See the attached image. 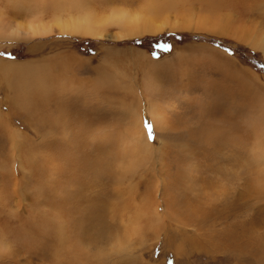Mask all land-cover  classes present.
<instances>
[{
	"label": "rangeland",
	"instance_id": "rangeland-1",
	"mask_svg": "<svg viewBox=\"0 0 264 264\" xmlns=\"http://www.w3.org/2000/svg\"><path fill=\"white\" fill-rule=\"evenodd\" d=\"M36 1L0 0V60L26 71L0 67V264H264V0H77L92 37ZM158 3L163 30L134 35Z\"/></svg>",
	"mask_w": 264,
	"mask_h": 264
},
{
	"label": "bare ground",
	"instance_id": "bare-ground-1",
	"mask_svg": "<svg viewBox=\"0 0 264 264\" xmlns=\"http://www.w3.org/2000/svg\"><path fill=\"white\" fill-rule=\"evenodd\" d=\"M36 1V0H35ZM55 1H57V7H59L60 8V11L62 10V11H64L65 13H69L70 15H71V19H69V20H63V18H62V15H54V16H56V17H53V24H55V25H57V27H59L60 28V30L62 31V32H67V33H70V34H76V35H91V37L92 36H97L98 34L99 35H101L100 34V32H98V31H100V28H98L97 27V25H95V23L93 22L94 21V19H95V17L96 16H89V15H86V14H84V4L82 3V2H78L77 0V2H75L74 0H55ZM91 1V0H90ZM150 1H152V0H150ZM149 1V2H150ZM154 1V0H153ZM175 1H177V0H158V2L160 3V2H169V3H171V2H174L173 3V5H175ZM180 1V0H179ZM215 1H217L218 3H219V5L220 4H223L224 6L225 5H228L229 3H231L232 2V0H215ZM37 2V1H36ZM44 2V1H43ZM43 2H41V3H43ZM157 2V1H156ZM201 2V1H200ZM37 3H39V1L37 2ZM148 3V2H147ZM150 3H152V2H150ZM157 4L156 5V7L155 8H153L154 6H152V9H154V11H153V14H152V9L150 10V15H149V13H148V15L151 17V15H154L155 17H157V19L159 18L157 15H159L160 13L159 12H161L162 11V9L163 8H159V5L160 4H162V3H160V4ZM32 4H34V2L33 3H31V5ZM40 4V3H39ZM31 5H28V6H31ZM35 5V4H34ZM34 5H32V8H35L36 7V5L34 6ZM149 5V4H148ZM171 5V4H170ZM172 5V6H173ZM180 5V4H179ZM222 5V6H223ZM150 7V6H149ZM177 7V6H176ZM42 8V7H41ZM144 8H145V6H144ZM146 9V8H145ZM148 9V8H147ZM147 9L146 10H144L143 8L141 9V10H144V11H146L145 13H147V12H149V11H147ZM58 10V9H57ZM56 10V11H57ZM61 11V12H62ZM90 11V10H89ZM91 11H93V9L91 10ZM96 11V10H95ZM122 11V10H121ZM120 11V13L121 14H123L122 12ZM40 12H42V11H40ZM61 12H60V14H61ZM64 12H62L63 14H64ZM57 13V12H56ZM68 14V15H69ZM116 15V14H115ZM117 15H118V13H117ZM124 16H128V15H125V14H123ZM140 15V14H139ZM165 15V14H164ZM149 16H147V17H149ZM116 17V16H115ZM139 17V16H138ZM138 17H135V20H136V18L138 19ZM141 17H142V15H141ZM147 18L148 20H143L142 22L139 20V21H135V20H131V21H135L136 23H138V25L136 26V28L134 27V35L135 34H137V35H139V34H142V33H157V32H160L161 30H163V28L165 27V23L167 22V20L164 18L163 20H162V23L160 24V25H158V26H156L155 24H154V22H157V21H155L153 18H155V17H151V18ZM55 18V19H54ZM113 18V17H112ZM117 18V17H116ZM131 18V17H130ZM100 19V18H99ZM124 19H128V18H124ZM129 20V19H128ZM98 21V20H97ZM100 21V20H99ZM103 21V20H102ZM110 21V20H109ZM113 21V20H112ZM111 22V21H110ZM99 23V22H98ZM101 23V22H100ZM115 23H120V22H115ZM128 23V21L126 22V24ZM134 23V22H133ZM132 23V24H133ZM121 24V23H120ZM129 25H131V23H128ZM121 25H123V24H121ZM129 25H126V26H129ZM132 26V25H131ZM179 26H180V24H175V25H173V27L171 28V29H178L179 28ZM129 28V27H128ZM152 29H154V30H152ZM31 30V32L30 33H33V35H35L36 33H39V34H43V33H49V32H51L52 30H51V28L50 27H42V26H39L38 28H31L30 29ZM129 30H132L131 29V27L129 28ZM35 33V34H34ZM69 34V35H70ZM37 36V35H36ZM133 37V36H132ZM255 41V40H254ZM254 43V45H253V47H255V48H257V49H259L260 51H262V53L264 54V39L262 40V39H260L259 41H257L256 40V42H253ZM213 51V50H212ZM216 52V51H215ZM220 53V52H219ZM198 56H201V51H200V49H198ZM177 57H178V55L177 56H173V58H175L172 62H173V64L174 65H172L171 67H175V65L177 64L176 62H177ZM171 58V57H170ZM150 61H152L150 64H148V65H150V71H154L155 73H160V70H159V64L157 63V62H155V59H152V57L150 58ZM170 61V62H171ZM0 62H4L3 60H0ZM5 64H2V65H0V67H2V69H4L5 70V72H7L8 74H10V75H12V73H19L20 71H23L24 73L26 72L25 70H24V65H22V64H18L17 62H10V63H8V62H4ZM147 65V64H146ZM170 70V69H169ZM238 74V73H237ZM149 75V74H148ZM154 75V74H153ZM239 75V78L243 81V82H245L247 85H249V80H248V78H247V76L244 78L241 74H238ZM155 76V75H154ZM156 77V76H155ZM155 78H151V79H149L148 80V87L149 88H147V90H148V93L149 92H151L152 91V89L154 88V87H152V83H153V81L155 82L156 80H157V78H156V80H154ZM37 81V80H36ZM58 81H59V78H58ZM48 82V81H47ZM55 82H57V79L55 80ZM146 82V81H145ZM159 82V81H158ZM36 83V86H37V82H35ZM41 84V83H40ZM155 84H156V82H155ZM72 86H73V88H74V90H75V93H78V92H80V91H84L82 88H80V87H78V86H75L74 84H71ZM157 85V84H156ZM54 86H55V83H54ZM56 87H57V85H56ZM156 87V86H155ZM43 88V87H42ZM41 88V89H42ZM157 88V87H156ZM155 89V88H154ZM39 90V89H38ZM155 90H159V89H155ZM54 91L55 92H57V90H56V88L54 89ZM71 91V89H69V90H67V89H63L61 92V96L63 97V98H65L67 95H68V93ZM259 91H261V90H259ZM41 92V91H40ZM47 92V91H46ZM60 91H58V93H59ZM166 92V91H165ZM57 93V94H58ZM146 93V92H145ZM153 93H155L154 91H153ZM257 94L259 95V100L257 101V102H259V103H261L262 105V107L264 108V93H263V90H262V92L261 93H259V92H257ZM47 95V94H46ZM59 95V94H58ZM154 96H155V94H153ZM253 95H255V94H253ZM57 96V95H56ZM150 96V95H149ZM169 96V95H168ZM59 97V96H58ZM147 97V96H146ZM156 97H158L157 95H156ZM160 97H161V95H160ZM57 98V97H56ZM149 98V97H148ZM152 98V97H151ZM154 99H156L155 97H153ZM58 99V98H57ZM153 99V100H154ZM148 101H150V99H148ZM157 101V100H156ZM147 102V101H146ZM148 103V102H147ZM154 104V102L153 103H149V106H147L148 108H147V114H148V116H149V118L151 119V121H152V123L154 124V126L156 127V128H158L157 130H159V128L161 127V122H167V120H166V118H165V121H161V118H163V117H161V115H160V111L158 110L159 109V107H160V105H159V107L157 106V108H156V106H154L153 105ZM148 105V104H147ZM155 105H156V103H155ZM141 108V107H140ZM161 108V107H160ZM142 109V108H141ZM143 110V109H142ZM162 110V109H161ZM144 111H146V110H144ZM162 113H164V112H162ZM129 115L131 116V117H133V118H137V116H138V114H137V112L135 111V110H130L129 111ZM130 117V118H131ZM129 120H131V119H129ZM132 120H134V119H132ZM143 121V120H142ZM129 126H128V128H129V130H128V132H135V134L137 135L138 134V136H136V138L137 139H135V140H137V142H140L141 141V143H143V148L142 147H140V143H139V146L138 145H136V144H138L137 142H136V144H134V150H133V152L138 156V157H141V156H144L143 154L144 153H142V151L143 150H146L148 147H149V145H148V142L146 141V136H145V133H144V131H143V125H142V123H141V120H140V118L139 119H136V120H134V121H132V122H130L129 121ZM153 126V127H154ZM162 126H164L163 124H162ZM165 127H166V123H165ZM167 127H168V125H167ZM166 127V128H167ZM155 128V129H156ZM163 128V127H162ZM165 128H163V130H164ZM169 129V128H168ZM160 131H162V130H160ZM166 133H167V131L166 130H164ZM164 131H163V133H164ZM156 132H158V134L160 133L159 131H156ZM130 134V133H129ZM164 136L166 135L165 133L163 134ZM162 135V136H163ZM135 136V135H134ZM258 137H260L261 139H259L258 138V142H257V146H258V150H259V155H258V160L260 161V164H261V166L260 167H263L264 165H263V162H264V144H263V142H264V131L263 130H261L260 132H258ZM132 142V141H131ZM132 144V143H131ZM133 149V148H132ZM144 152H146V151H144ZM258 154V153H257ZM146 155V154H145ZM257 160V161H258ZM259 164V163H258ZM263 169V168H262ZM262 174V173H261ZM263 175V174H262ZM131 217V216H130ZM129 217V218H130ZM128 218V220H130ZM132 218V217H131ZM132 220V219H131ZM130 220V221H131ZM128 230V229H127ZM131 232V231H130ZM126 235V234H125ZM124 235V236H125ZM120 243V242H119ZM122 243V242H121Z\"/></svg>",
	"mask_w": 264,
	"mask_h": 264
},
{
	"label": "snow or ice",
	"instance_id": "snow-or-ice-1",
	"mask_svg": "<svg viewBox=\"0 0 264 264\" xmlns=\"http://www.w3.org/2000/svg\"><path fill=\"white\" fill-rule=\"evenodd\" d=\"M161 47H162V50H164V51L170 50V45L165 44V45H162ZM150 127L151 126L149 125V128Z\"/></svg>",
	"mask_w": 264,
	"mask_h": 264
}]
</instances>
